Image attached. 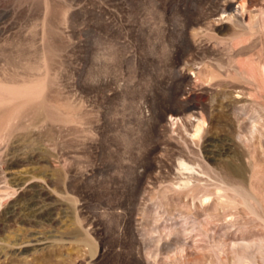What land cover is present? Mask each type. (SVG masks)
I'll return each mask as SVG.
<instances>
[{"label": "rangeland", "instance_id": "obj_1", "mask_svg": "<svg viewBox=\"0 0 264 264\" xmlns=\"http://www.w3.org/2000/svg\"><path fill=\"white\" fill-rule=\"evenodd\" d=\"M259 155L264 0H0V264H181L193 238L236 264L231 243L264 245V204L220 190L230 214L198 217L166 189L180 160L205 159L213 191L242 162L264 197ZM189 215L208 234L168 238Z\"/></svg>", "mask_w": 264, "mask_h": 264}, {"label": "bare ground", "instance_id": "obj_2", "mask_svg": "<svg viewBox=\"0 0 264 264\" xmlns=\"http://www.w3.org/2000/svg\"><path fill=\"white\" fill-rule=\"evenodd\" d=\"M238 93L242 94L239 91H238ZM164 120H165L166 125L168 127L175 126V125L177 126L179 124H182L181 118L178 117L177 113H170L169 116L167 118H165ZM184 124H186V122ZM255 154L256 153L254 152L253 155H250V157H252V158L255 157ZM260 158H261V163H260L261 170L264 173V157L262 158L260 156ZM206 163L207 162L205 161V159H203V160L201 159L200 162L195 163V165H194V163H192L188 159L186 161L180 160L178 165H177L178 166V172L176 174L177 175L176 178H178L179 182L178 183H170L169 185L167 184L168 186H167L166 192L168 193L169 197L172 199L176 198V199L183 201V202L187 199H188V201L190 200V203H186L184 205H187L189 211L193 212L198 217H199V215H201V216H206V217L210 218L211 212L213 214L214 213H218V214L220 213L221 216H223V217L228 216L230 213H228L225 210V206H224L225 204L222 200V197H224V196L233 197L234 199H238V197H240V198L242 197V199L239 200L240 204L238 206H240L241 204L247 205V199L249 201L250 200L254 201V203L249 202V205L252 208L256 207L257 205L263 206V204H264V201H263L264 197L263 196L259 197V196H255L254 194L250 195L249 192L246 190V183L245 182H246V178H247L246 177L247 171L245 169V165H243L242 162H240V163H218L217 164L216 176L214 178L217 182V188L215 187L217 189V191H213L212 189L209 188L210 187L209 185L212 184V181L209 179L210 176L208 174V171H206V167H208V165ZM200 164H202V165H200ZM256 175L257 174L254 172V170L250 171L249 184H248L249 188H250V186L254 180V177H256ZM220 190L225 193L224 196L221 193H219ZM255 214L264 217L263 212H261L259 210H257V212ZM190 215L188 216L189 217L188 219L187 218H186V220L183 219L185 221L186 225H187V222L189 221V219L192 218L191 217L192 215L191 216ZM192 219H193L191 222L192 225L189 228L190 231L185 233V230H187L186 227L183 229H177L175 227H173V228L170 227V229L168 228L169 231H167V236H169L168 238H170V236H173V235L179 236L178 234H180V233L181 234L184 233L185 234L184 237L187 238L186 235L192 234L191 231H193L194 229H198L199 231L198 230L197 231L201 232V234H203V233L208 234L209 230H207V228H205L204 225L201 223L202 220L199 221L196 217H193ZM211 220H212V218H211ZM205 222H204V224H205ZM221 224H222V226L220 229H228V231H226L225 233L235 232L232 229L234 227V224L229 219V217H228V219H224L223 223H221ZM205 226H207V225H205ZM237 232H238V230H237ZM193 239L191 240V246H187L186 244H183L180 247H178L179 253L181 255V260L183 259V263L181 262V264L188 263L189 261H191L192 257H195L197 259L200 258L204 264H209V261L207 262L202 257V253H201L202 248L200 249V247L198 246L199 243L198 244H197V242L195 243V241H193ZM248 241H250V240H248ZM183 243H184V241H183ZM178 244H180V243H178ZM254 246L246 244V243L245 244L236 243V242L231 243L229 253H226V258L229 259L231 257L230 258L232 260L231 262L235 261L236 264H243L245 262V260H247V259H249L254 264H256L257 261L264 262V245H263V242L262 243L259 242L257 244L256 250L252 251ZM222 261H223V259H222Z\"/></svg>", "mask_w": 264, "mask_h": 264}]
</instances>
